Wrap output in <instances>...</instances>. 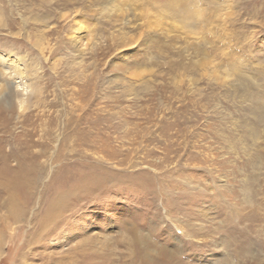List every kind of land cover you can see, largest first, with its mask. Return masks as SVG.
<instances>
[{
	"label": "rangeland",
	"instance_id": "374dc122",
	"mask_svg": "<svg viewBox=\"0 0 264 264\" xmlns=\"http://www.w3.org/2000/svg\"><path fill=\"white\" fill-rule=\"evenodd\" d=\"M188 2L0 0V264H264V0Z\"/></svg>",
	"mask_w": 264,
	"mask_h": 264
},
{
	"label": "bare ground",
	"instance_id": "6f19581e",
	"mask_svg": "<svg viewBox=\"0 0 264 264\" xmlns=\"http://www.w3.org/2000/svg\"><path fill=\"white\" fill-rule=\"evenodd\" d=\"M194 1L195 0H189V2H193V4H194ZM136 2H142L143 3V0H136ZM188 2V3H189ZM197 3V2H196ZM166 8H168V7H166ZM166 8H164V9H166ZM182 8H184V6L182 7ZM201 9V8H200ZM172 12V11H171ZM199 14V13H198ZM201 14H202V12H201ZM191 15V14H190ZM199 16H200V14H199ZM189 17V16H188ZM195 21V20H194ZM193 21V22H194ZM192 22V21H191ZM196 23H199V22H196ZM202 26V25H201ZM188 27V26H187ZM11 60V59H10ZM11 65H12V68L16 71V69H17V65H16V62L14 61V60H11ZM21 69V68H20ZM19 74L21 75V77H22V75H23V73H20L19 72ZM19 76V75H18ZM6 84V83H5ZM8 85V86H7ZM21 85V84H20ZM20 85H18L17 86V88H19V90H22L23 92H25V91H27V87L29 86L28 84H22L23 86H20ZM10 85L7 83L6 84V88L7 89H9L10 87H9ZM21 88V89H20ZM34 89V88H33ZM19 93V92H18ZM17 93V94H18ZM20 95H22V93H20ZM22 102H23V100H22ZM61 203V202H60ZM57 204H59V203H57ZM62 205V204H61ZM64 207V206H63ZM59 209V208H58ZM64 210V209H63ZM45 221V220H44ZM53 221V220H52ZM99 248V247H98ZM0 253H1V250H0Z\"/></svg>",
	"mask_w": 264,
	"mask_h": 264
}]
</instances>
